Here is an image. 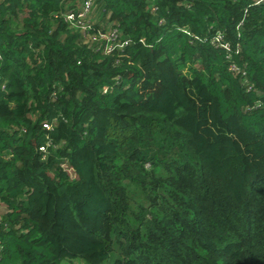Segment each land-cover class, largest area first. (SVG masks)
I'll return each mask as SVG.
<instances>
[{
	"label": "trees",
	"instance_id": "trees-1",
	"mask_svg": "<svg viewBox=\"0 0 264 264\" xmlns=\"http://www.w3.org/2000/svg\"><path fill=\"white\" fill-rule=\"evenodd\" d=\"M81 3L0 0V264H264V1Z\"/></svg>",
	"mask_w": 264,
	"mask_h": 264
},
{
	"label": "built area",
	"instance_id": "built-area-1",
	"mask_svg": "<svg viewBox=\"0 0 264 264\" xmlns=\"http://www.w3.org/2000/svg\"><path fill=\"white\" fill-rule=\"evenodd\" d=\"M264 0H255V4H259ZM94 0H82L80 6L76 9L62 13L61 16L67 21L71 27L78 29L84 36H88L92 41L97 42V50L104 53H111L115 50H124L130 43L129 38H121V33L117 28L96 27L93 18ZM186 32V30H183ZM211 43L229 49V43L223 40L222 34L217 32L211 39ZM237 51V50H236ZM230 56V55H229ZM232 70L238 68L233 64ZM45 128H49L47 123H44ZM40 150L45 151L44 146Z\"/></svg>",
	"mask_w": 264,
	"mask_h": 264
},
{
	"label": "rangeland",
	"instance_id": "rangeland-1",
	"mask_svg": "<svg viewBox=\"0 0 264 264\" xmlns=\"http://www.w3.org/2000/svg\"><path fill=\"white\" fill-rule=\"evenodd\" d=\"M23 16V14L20 13V17ZM184 30V29H183ZM1 211H4V207H1Z\"/></svg>",
	"mask_w": 264,
	"mask_h": 264
}]
</instances>
